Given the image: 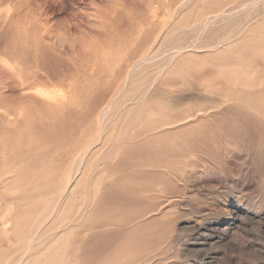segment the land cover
<instances>
[{"label":"rangeland","instance_id":"obj_1","mask_svg":"<svg viewBox=\"0 0 264 264\" xmlns=\"http://www.w3.org/2000/svg\"><path fill=\"white\" fill-rule=\"evenodd\" d=\"M0 264H264V0H0Z\"/></svg>","mask_w":264,"mask_h":264},{"label":"bare ground","instance_id":"obj_2","mask_svg":"<svg viewBox=\"0 0 264 264\" xmlns=\"http://www.w3.org/2000/svg\"><path fill=\"white\" fill-rule=\"evenodd\" d=\"M145 60V55H143L142 56V58L140 59V61L139 62H143ZM187 117H189V116H187ZM187 117H185V118H187ZM185 118H179V119H177L176 121H180V120H183V119H185ZM170 123H172V122H163V123H161V122H159V124H161V125H166V124H170ZM160 125V126H161ZM84 159V158H83ZM69 181V180H68ZM66 188V187H65ZM10 211V210H9ZM7 224V223H6ZM4 225V224H3ZM37 232V231H36ZM32 240V239H31ZM26 252V251H25ZM23 256V255H22ZM22 256H20V257H22Z\"/></svg>","mask_w":264,"mask_h":264}]
</instances>
